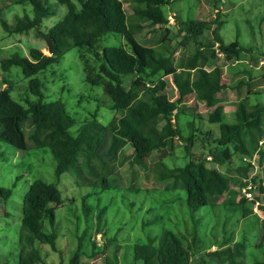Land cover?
<instances>
[{
  "label": "trees",
  "instance_id": "trees-1",
  "mask_svg": "<svg viewBox=\"0 0 264 264\" xmlns=\"http://www.w3.org/2000/svg\"><path fill=\"white\" fill-rule=\"evenodd\" d=\"M57 1L66 6V13L40 32L51 36L54 46L51 54L41 47H31L28 54L15 52L0 57L4 71L18 66L28 79L27 94H24L27 104L14 97L11 80L0 89V141L22 150L48 147L56 158L57 181L37 178L24 196L17 264H47L41 251L44 244L59 251L56 210L75 202L74 197H64L58 186L66 172L74 175L79 185H95L99 189L82 196L77 246L69 260L63 259L61 264H85L84 257L98 256L105 246L96 242L94 233H103L108 227L105 218L108 207L100 204V194L119 186L114 173L126 161L145 165L154 151L160 152L156 161L158 178L173 190L186 191L185 201L193 219L192 234L188 240L182 233L165 229L160 236H149L134 244V263H131L191 264L194 256L206 252L221 258L223 264H245L243 248L246 245L242 241L224 239L219 248L204 247L198 234L200 220L194 215L201 206L214 203L213 198L221 199L226 205H242L243 216L254 213L253 202L248 204L245 196L237 197L243 178L249 175L246 157L257 153L264 166V102L253 101L251 94L258 93L250 89L236 101L232 121H226L224 104L218 95L227 87L222 81V62L236 70L240 68L239 62L245 64L250 58L245 69L251 70L264 61V50L255 54L254 46H244L238 39L226 42L220 32L223 21L219 14L212 18L176 16L180 22L178 31L189 46L183 64L177 66L176 47L170 36L172 24L164 8L175 0H131L130 14L125 10V0ZM195 1L197 5L201 2ZM12 3L32 8L23 14L16 13L11 21L0 16L9 34L36 31L44 19L57 14L51 0H14ZM158 28L165 32L157 43H152ZM110 33L120 34L125 42L101 47L102 37ZM76 46L82 49L85 79L92 85L102 86L111 98L110 107L116 114L107 123L99 119L98 109L78 122L62 98L47 100L45 82L39 74ZM86 49L93 51L98 67L85 59ZM127 75L133 77L127 80ZM166 76H172L179 94L176 99L168 95ZM191 98L205 101L210 107L208 120L218 124L217 136L209 128L202 129L196 118L188 120L190 130L184 135L179 118L185 101ZM75 125L78 127L74 130ZM202 134L207 140V145H203L207 150L187 151V161L182 166H170L164 161L176 156L178 139L183 138L185 146L190 147L198 137L203 138ZM129 146L132 150L128 152ZM234 156L240 160L236 166L232 165ZM221 165H227V170L223 171ZM236 180L240 186L233 188ZM258 188L264 192L263 180ZM12 192L11 187H0L3 202ZM93 194L99 199L95 207L88 201ZM230 238L234 239V235ZM254 246L264 255V219ZM209 263L201 256L197 264ZM253 264H264V257Z\"/></svg>",
  "mask_w": 264,
  "mask_h": 264
},
{
  "label": "rangeland",
  "instance_id": "rangeland-1",
  "mask_svg": "<svg viewBox=\"0 0 264 264\" xmlns=\"http://www.w3.org/2000/svg\"><path fill=\"white\" fill-rule=\"evenodd\" d=\"M14 0H0V16L12 20L16 13L23 14L31 11V6L12 3ZM57 9V14L46 18L41 27L37 30H30L27 33L9 34L3 27L0 20V57L18 52L28 54L31 47H41L45 53L51 54L49 50L46 34L40 33L41 29H46V25H53L66 13V6L57 0H51ZM195 0H175L167 4L165 12L168 20L172 24L170 33L173 44L176 47L174 62L181 66L189 46L185 43L183 34L180 33V22L178 17L184 19L199 16L201 18H212L217 14L223 21L221 34L226 42L238 39L244 46H254L255 54L259 50H264V0H201L196 6ZM125 10L131 13V0H125ZM192 7V9H191ZM196 7V8H195ZM219 10V11H218ZM146 31L144 30L143 33ZM165 29H159L153 34V42L157 43ZM44 34V35H43ZM125 40L120 34L110 33L104 35L100 41V46L120 45ZM85 59L90 61V65L98 67V62L92 50H84ZM82 49L79 47L70 48L59 62L49 66L40 73V77L45 82L44 91L47 100L62 98L68 109L77 118L78 122L90 117L98 109L99 119L107 123L115 114L111 105V98L104 92L100 85H92L85 79L84 65L80 57ZM249 54H247L248 57ZM251 59L248 58V62ZM248 62H244L248 65ZM222 66V81L227 85L220 93L219 99L224 104L226 121H232V112L236 101L244 97L248 90L255 91L257 95H252L253 101L264 102V61L257 66L245 69L246 65L239 62V69H230V65ZM231 63V62H230ZM249 67V66H248ZM96 73V72H95ZM133 76L127 75L130 80ZM167 92L171 99H176L179 94L172 80V76L165 77ZM13 82L14 97L24 104V94H27L28 79L23 77L21 68L13 66L6 72L0 65V89L4 88L8 82ZM100 105V107H98ZM210 107L205 101L190 99L185 101L184 112L180 115L179 124L184 128V135L190 130L188 120L196 118L197 124L202 129L209 128L213 136L219 134L218 124L210 123ZM85 118V119H84ZM78 125L72 129L75 130ZM198 137L193 146H185L184 139H178L176 156H169L164 161L170 166H182L187 159L186 152L193 150L201 153L207 149L204 144L207 140ZM29 141V139H28ZM131 146L127 151H131ZM159 151H154L145 165L126 163L119 167L114 173L118 181V187L107 189L100 195V204L106 205L108 210L105 218L107 220L103 233L95 234L93 238L104 250L94 258L84 257L85 264H132L134 263V244L147 240L149 236H160L165 229H171L191 238L193 219L190 209L185 201L186 191L184 189H171L166 181H162L157 176L156 161L159 159ZM254 155H248L245 159L250 164L249 173H255L258 185L261 180L264 184V166L259 161V156L254 159ZM248 158V159H247ZM240 163L238 157L234 156L235 166ZM246 163V164H247ZM223 171L227 170V165L219 166ZM37 178H43L50 182H56V158L48 147L32 148L27 150L18 149L8 142L0 141V187H11L12 195L5 199L0 197V264H17L19 261L21 218L23 215L24 196L30 184ZM120 180V181H119ZM58 186L62 190L64 197H74V203H67L56 210L57 216V246L59 251H54L48 244H44L41 249L47 264H61L62 260L68 261L77 246V226L79 212H81V198L87 192H96L99 188L95 185L81 186L77 183L76 177L70 172L63 174ZM240 186L239 180L233 182V188ZM256 197L260 206L264 207V192L260 188L256 189ZM77 198V201H76ZM237 198H240L239 195ZM247 200V199H246ZM89 203L96 206L99 199L97 194H93ZM248 204L249 200H247ZM208 205H203L195 212V217L199 218L198 234L200 243L210 250L219 248L224 239H235L234 230L239 234L237 240L245 243V264H253L257 259H263L261 249L254 246L259 237L261 222L264 219V209L259 206L258 211L243 216L242 205H231L221 202V199L213 198ZM7 212V213H6ZM260 217V220L258 219ZM93 231L96 229V217L93 218ZM245 230V232H244ZM234 235V239H231ZM115 238L111 239L112 237ZM132 251V254H131ZM209 260V264H221L222 259L211 257L206 252L194 256L191 264H197L200 257ZM132 258V259H131ZM64 261V262H65ZM138 264H143L138 261ZM223 264V262H222Z\"/></svg>",
  "mask_w": 264,
  "mask_h": 264
},
{
  "label": "built area",
  "instance_id": "built-area-1",
  "mask_svg": "<svg viewBox=\"0 0 264 264\" xmlns=\"http://www.w3.org/2000/svg\"><path fill=\"white\" fill-rule=\"evenodd\" d=\"M254 159L257 158V153L253 154ZM248 159V158H247ZM258 188V182L256 181L255 173H252L243 178V184L240 187L239 197L245 196V198L253 202V209L258 211L260 202L256 197V189Z\"/></svg>",
  "mask_w": 264,
  "mask_h": 264
},
{
  "label": "water",
  "instance_id": "water-1",
  "mask_svg": "<svg viewBox=\"0 0 264 264\" xmlns=\"http://www.w3.org/2000/svg\"><path fill=\"white\" fill-rule=\"evenodd\" d=\"M43 35H44V34H43ZM44 36H45L46 40L48 41L49 50H50L51 52H53V50H54V46H53V40H52L51 36H49V35H44Z\"/></svg>",
  "mask_w": 264,
  "mask_h": 264
},
{
  "label": "crops",
  "instance_id": "crops-1",
  "mask_svg": "<svg viewBox=\"0 0 264 264\" xmlns=\"http://www.w3.org/2000/svg\"><path fill=\"white\" fill-rule=\"evenodd\" d=\"M219 96V95H218ZM191 99H193V98H191ZM220 101H221V99H220ZM221 103H222V101H221ZM234 231H236V230H234ZM235 239H234V241H236V239H237V236L239 235V234H237V232H235ZM210 250V249H209Z\"/></svg>",
  "mask_w": 264,
  "mask_h": 264
}]
</instances>
